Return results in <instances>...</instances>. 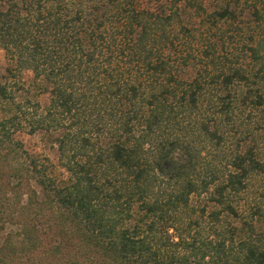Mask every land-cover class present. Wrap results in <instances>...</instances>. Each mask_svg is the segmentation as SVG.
<instances>
[{"label":"trees","instance_id":"obj_1","mask_svg":"<svg viewBox=\"0 0 264 264\" xmlns=\"http://www.w3.org/2000/svg\"><path fill=\"white\" fill-rule=\"evenodd\" d=\"M0 47V264H264V0H0Z\"/></svg>","mask_w":264,"mask_h":264},{"label":"rangeland","instance_id":"obj_2","mask_svg":"<svg viewBox=\"0 0 264 264\" xmlns=\"http://www.w3.org/2000/svg\"><path fill=\"white\" fill-rule=\"evenodd\" d=\"M9 65V61L7 57L5 56L4 49L0 47V73H5L6 66ZM20 77L22 79V85L24 91L37 98L38 101L40 102L41 105L47 104L49 100V92L46 90L40 89V80L35 79L33 77V73L29 69H23L21 71ZM16 136L22 139L24 142V145L30 150L35 153H41V154H46L50 157L52 161L55 163L57 162V151L55 149V146L50 145L48 140L43 137V135L40 132H35V133H28L26 131L20 130L16 132ZM58 169V171H62L63 168L60 166L55 167ZM263 179V180H262ZM256 180L255 182V187L256 185H259L264 182V178ZM254 187V188H255ZM7 229H13L10 226H7ZM4 231H0V239L4 235ZM36 255L35 253L33 254H17L14 256L13 262L15 264H34Z\"/></svg>","mask_w":264,"mask_h":264}]
</instances>
